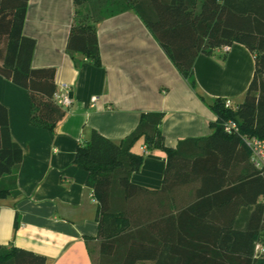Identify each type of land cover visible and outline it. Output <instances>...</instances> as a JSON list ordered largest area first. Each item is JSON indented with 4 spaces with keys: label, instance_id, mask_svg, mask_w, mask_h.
<instances>
[{
    "label": "trees",
    "instance_id": "1",
    "mask_svg": "<svg viewBox=\"0 0 264 264\" xmlns=\"http://www.w3.org/2000/svg\"><path fill=\"white\" fill-rule=\"evenodd\" d=\"M29 1L0 0V75L29 92L31 124L54 131L68 109L54 99L56 69L32 66L36 41L24 35ZM74 2L67 53L81 57L79 66L87 61L100 67L97 24L125 7L111 0L110 11L101 17L90 12L92 8L82 0ZM125 2L192 87L198 56L236 43L254 55L255 73L236 109L227 108L225 99L217 98L211 104L216 120L211 122L210 136L167 147L160 128L164 114L148 112L121 142L94 129L89 140L78 146L74 163L89 173L88 184L98 200L100 246L95 264L145 260L157 264H264V254L256 253L257 245L264 244V203L258 202L264 197V174L252 165L240 136L224 130L228 120H235L241 134L264 138V0ZM80 8L85 12L78 13ZM141 140L147 151L135 153L133 148ZM155 150L165 152L168 162L163 188L157 194L160 210L154 215L151 192L133 182L132 175ZM23 158L24 150L12 136L8 108L0 103V197L20 194L17 171ZM195 183L193 195L178 200V190ZM168 200L176 211L164 208ZM226 212L225 224L219 223ZM160 218L164 220L158 221ZM18 227L17 218L15 229ZM0 264L49 263L33 252L0 245Z\"/></svg>",
    "mask_w": 264,
    "mask_h": 264
},
{
    "label": "crops",
    "instance_id": "2",
    "mask_svg": "<svg viewBox=\"0 0 264 264\" xmlns=\"http://www.w3.org/2000/svg\"><path fill=\"white\" fill-rule=\"evenodd\" d=\"M75 11L74 0H30L24 26V35L36 41L32 66L55 68L57 87L72 86L73 105L54 131L31 124L29 92L0 75V103L8 108L12 136L24 150L17 171L20 194L0 197V245L41 255L49 264H95L98 203L91 200L89 173L74 163L78 146L94 129L121 142L143 113L159 112L164 114L160 128L167 147L210 136L216 120L211 104L229 99L236 109L255 73L254 55L236 43L229 52L199 55L192 87L129 7L97 24L102 66L87 61L79 66L81 57L67 53ZM93 97L98 101L92 103ZM140 142L142 153L146 146L143 140L136 145ZM167 162V154L155 150L132 175L133 182L151 192L154 215L161 206L157 194ZM196 188V183L180 188L178 200L189 199ZM258 202L264 203V197ZM166 203L165 209L176 211V205ZM227 216L223 213L219 223L225 224Z\"/></svg>",
    "mask_w": 264,
    "mask_h": 264
},
{
    "label": "built area",
    "instance_id": "3",
    "mask_svg": "<svg viewBox=\"0 0 264 264\" xmlns=\"http://www.w3.org/2000/svg\"><path fill=\"white\" fill-rule=\"evenodd\" d=\"M218 50L229 52L231 50V46H224L218 48ZM71 92V85L67 83L61 84L57 92L55 93V102L64 109H70L73 105ZM97 101L98 97L92 98V103H95ZM225 106L227 108H233L232 103L229 99H225ZM224 130L228 134L240 136L241 140L243 141V144L249 151L250 161L252 165L255 169L264 174V138L241 134L239 124L235 120H228L224 124ZM145 151H147V148H145ZM91 200L95 203H98V200L93 192L91 194ZM256 253L259 255L264 254V244L257 245Z\"/></svg>",
    "mask_w": 264,
    "mask_h": 264
},
{
    "label": "rangeland",
    "instance_id": "4",
    "mask_svg": "<svg viewBox=\"0 0 264 264\" xmlns=\"http://www.w3.org/2000/svg\"><path fill=\"white\" fill-rule=\"evenodd\" d=\"M82 1L86 5L89 4V7L92 8V10H90V12H92L93 14L95 13V16H101V17L107 16L108 12L110 11L109 4H110L111 0H82ZM113 1L115 2V0H113ZM116 1H118V2H116L117 6H120V8H124V7L126 8L127 4H126L125 0H116ZM81 11L85 12V9H82V8H80V10L77 9L78 13H80ZM139 145H141V142H140V144L134 146L133 150L135 153H141Z\"/></svg>",
    "mask_w": 264,
    "mask_h": 264
}]
</instances>
